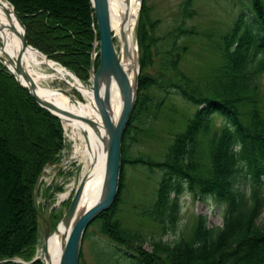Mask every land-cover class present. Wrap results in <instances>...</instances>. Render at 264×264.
<instances>
[{
  "label": "trees",
  "instance_id": "1",
  "mask_svg": "<svg viewBox=\"0 0 264 264\" xmlns=\"http://www.w3.org/2000/svg\"><path fill=\"white\" fill-rule=\"evenodd\" d=\"M8 1L24 23L30 44L80 79L89 77L96 20L90 0ZM190 3L185 2L187 14L192 12ZM247 3L251 13L242 9L221 36L220 63L194 78L180 67L178 49L186 45L181 47L176 39L165 50L158 73L147 72L155 56V23L143 0L139 92L123 140L132 128L142 129L135 123L143 125L142 114H149L150 108L159 111L173 88L198 107L174 134L161 160L143 153L128 159L124 141L122 168L131 160L161 171L156 198L142 213L164 232L176 229L180 197L187 188L201 198L213 195L226 206L222 225H209L207 215L199 214L190 236L148 238L124 226L117 214L119 193L93 221L101 220L103 233L132 250L125 257L133 264H264V224L259 221L264 211V0ZM180 30L193 31L182 25ZM152 87L165 91V97L156 100ZM214 114L224 117L222 125L214 127ZM64 146L60 117L41 106L0 62V264H44L39 258L30 260L40 234L34 185ZM123 177L124 171L120 189ZM148 240L151 249L145 246ZM81 255L78 264H84Z\"/></svg>",
  "mask_w": 264,
  "mask_h": 264
},
{
  "label": "rangeland",
  "instance_id": "2",
  "mask_svg": "<svg viewBox=\"0 0 264 264\" xmlns=\"http://www.w3.org/2000/svg\"><path fill=\"white\" fill-rule=\"evenodd\" d=\"M141 1L143 4V0ZM185 2L186 0H147L150 18L155 23L152 30L155 37V56L154 61L147 68V72L158 73L163 65L165 50L176 39L181 47L186 45V49H178L182 53L180 67L194 78L202 77L204 73L220 63L221 36L234 24L240 11L245 9L247 14L251 13L247 5L248 0H191L188 9L192 11L191 14H187V11H185ZM141 11L138 26L141 20ZM180 25L189 27L193 31L189 34H182ZM92 26L96 34V31H98L96 20L93 21ZM136 38L139 59L138 33ZM0 45H3L1 36ZM97 51L99 52V45H97ZM97 59L99 60V54H97L95 64ZM98 64L95 66L97 67ZM66 77L68 80L51 79L45 86L51 88L61 87L69 91L71 96L80 102H86L87 98L84 99L80 91L73 87L70 77L68 75ZM81 81L87 91L91 92L90 78L81 79ZM261 82L262 89H264V74L261 75ZM150 94L156 100H161L166 95L165 91L154 87L150 89ZM165 99V104L159 111L150 108L149 114L147 112L142 114L143 119L146 121L143 125L138 122L135 123L142 127L141 130L132 128L127 138L123 140L126 143L128 159H132L141 153L151 155L158 160L163 159L174 134L184 128L186 119L192 116L198 107V105L179 94L175 88L166 95ZM24 117L26 119L27 116ZM213 119L214 127L222 125L225 120L220 114H214ZM27 121L29 122V120ZM63 128L65 146L60 152L59 159L54 163L46 164L42 174L37 178L35 183L37 188L33 192L37 210L41 216L45 212L47 213L52 233L57 231L55 228L69 204L82 171L81 160L74 156V147L81 144L76 132L77 129L72 131L71 126H65L64 124ZM202 148L207 150V144H202ZM122 171H124V183L121 189L119 183L117 197L119 193L121 194L117 214L122 219L124 226L140 230L148 238L163 237V239L174 240L183 235L186 237L191 235L199 214L207 215L209 225L223 224L226 204L217 200L213 195L201 198L197 193L187 188L180 197L181 210L176 229L164 232L159 224L142 213L151 206L156 198L161 171L159 169L151 170L146 165L134 163L131 160L124 164ZM63 194H66V197L61 198ZM92 221L86 227V235L84 232L85 236L83 235L82 238L80 251L83 263L133 264L130 259L125 257V253L132 250L115 243L108 235L103 233L100 230L101 220ZM259 221L264 224V211ZM39 228L40 234L30 260L32 261L37 256L44 264H47L46 257H44L46 242H44L42 236L40 221ZM145 246L151 249L152 246L149 240L145 243Z\"/></svg>",
  "mask_w": 264,
  "mask_h": 264
},
{
  "label": "water",
  "instance_id": "3",
  "mask_svg": "<svg viewBox=\"0 0 264 264\" xmlns=\"http://www.w3.org/2000/svg\"><path fill=\"white\" fill-rule=\"evenodd\" d=\"M6 1L11 5V10L20 25V30H18L17 33L21 39V48L16 55H13L9 51L2 50V52H0V62H2L8 68L10 73L21 84V86L27 92H29L41 106L47 108L52 113L60 117L61 120L62 115H65L69 118H77L83 122H86L96 129H98L99 125H101L104 127L105 130L103 140L107 149V159L102 194L99 199L93 202L90 206H79V200L86 180L85 176H81L74 188L69 204L64 213L62 214V217L59 222L63 223L66 227H69V229L62 242V247L57 264H78L82 238L86 227L100 213L112 206L118 194L122 171L124 132L128 125L130 115L135 106L139 92V59L137 64L134 66L133 79H130V76L122 65L115 48L113 33L109 20V0H90L93 14L96 15L98 31H96L95 39H93L92 42L93 46L90 51V63L88 72L91 81L90 89L92 92L93 100H95L96 106L100 112V120L91 116L76 113L73 110L56 105L51 101L43 99L37 93L35 84L33 83L31 76L21 65V56L24 49L32 44H30L26 38L24 23L16 14L13 5L8 0ZM135 33L136 35L138 33V22L136 24ZM123 37L125 38L124 34ZM97 45H99V52L97 51L98 53L96 52ZM33 47L39 52H41L47 59H50L45 53L40 51L38 48H36L35 46ZM129 52V47L127 44H125V55L129 54ZM96 53L99 54V64L97 67L95 66V59L97 57ZM8 64L13 65V69L10 68ZM63 67L66 68L65 66ZM66 69L73 75H75L70 69ZM20 75L25 79V81L27 80L28 83H23L20 79ZM113 75L116 77L124 97L122 112L116 122L112 119L109 108V86L111 76ZM103 84H105L104 92H102ZM58 90L67 93L71 96V93L66 89L59 87ZM71 99L73 102L78 103V100L73 96H71ZM79 131L84 132V129L80 128ZM36 188L37 184H35L34 186L35 190ZM33 207L42 225L41 232L44 242H46L47 238L52 233L50 231V224L47 218V213L45 212L43 216L40 215L37 210L34 199ZM59 223L57 224L55 230L57 229ZM45 256L46 248H44V257ZM35 258L38 257L36 256ZM35 258H33L32 260H34Z\"/></svg>",
  "mask_w": 264,
  "mask_h": 264
},
{
  "label": "bare ground",
  "instance_id": "4",
  "mask_svg": "<svg viewBox=\"0 0 264 264\" xmlns=\"http://www.w3.org/2000/svg\"><path fill=\"white\" fill-rule=\"evenodd\" d=\"M141 4V0H109V20L115 48L130 79H133L134 66L138 62V42L135 28L138 22ZM18 30H20V25L11 10V5L6 0H0V36L3 40V45H0V52L6 50L13 55L19 52L21 39L17 33ZM125 44L128 45L130 51L127 55L124 53ZM8 65L13 69V65ZM21 65L31 76L37 93L43 99L73 110L76 113L100 120V112L95 100H93L92 92H88L83 82L62 65L51 59H47L32 45L24 49L21 56ZM49 69L50 71H48ZM67 75L72 80V82L71 80L69 82L72 83L73 87L80 91L84 99L87 98L86 102H80L78 100V103H75L72 101L70 95L58 90L59 88L45 86L49 80L54 78L68 80ZM20 79L23 83H28L21 75ZM109 87V108L112 119L116 122L122 112L124 97L114 75L111 76ZM104 89L105 84L102 85V92H104ZM62 121L65 126H71L72 131L73 129H77L76 132L81 141V144L74 147V156L78 157L82 162L81 176L86 177L79 206L88 207L98 200L102 194L107 159V149L103 140L105 130L101 125L96 129L86 122L77 118H69L65 115H62ZM80 128H83L84 132L79 131ZM64 197H66V194L61 195V198ZM68 229L69 227L60 223L57 231L51 233L47 238L45 256L47 264H57L62 242Z\"/></svg>",
  "mask_w": 264,
  "mask_h": 264
}]
</instances>
